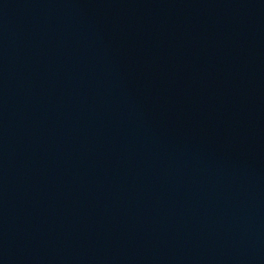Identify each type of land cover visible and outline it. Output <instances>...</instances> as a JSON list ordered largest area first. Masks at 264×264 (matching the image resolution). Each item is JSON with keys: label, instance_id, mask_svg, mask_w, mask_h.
Wrapping results in <instances>:
<instances>
[{"label": "water", "instance_id": "95a60500", "mask_svg": "<svg viewBox=\"0 0 264 264\" xmlns=\"http://www.w3.org/2000/svg\"><path fill=\"white\" fill-rule=\"evenodd\" d=\"M0 264H264V0H0Z\"/></svg>", "mask_w": 264, "mask_h": 264}]
</instances>
